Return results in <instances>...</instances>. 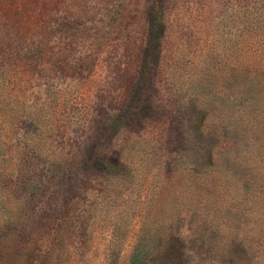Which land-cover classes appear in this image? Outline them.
<instances>
[{
	"label": "rangeland",
	"instance_id": "rangeland-1",
	"mask_svg": "<svg viewBox=\"0 0 264 264\" xmlns=\"http://www.w3.org/2000/svg\"><path fill=\"white\" fill-rule=\"evenodd\" d=\"M0 264H264V0H0Z\"/></svg>",
	"mask_w": 264,
	"mask_h": 264
},
{
	"label": "trees",
	"instance_id": "trees-1",
	"mask_svg": "<svg viewBox=\"0 0 264 264\" xmlns=\"http://www.w3.org/2000/svg\"><path fill=\"white\" fill-rule=\"evenodd\" d=\"M159 9H156V14L155 13H153L152 12V15H151V22H152V19L153 20H158V19H160V18H162L163 17V13L161 14V7H158ZM163 12V11H162ZM153 25V24H152ZM155 26V25H154ZM154 26H152V28L154 27ZM151 27V26H150ZM33 187L35 186V187H37L36 185H32ZM31 192H36V191H34V190H31ZM38 192H41V190L40 191H38ZM41 193H43L44 195H47V191L46 190H44L43 192H41Z\"/></svg>",
	"mask_w": 264,
	"mask_h": 264
}]
</instances>
